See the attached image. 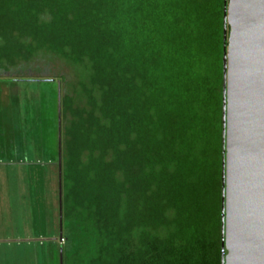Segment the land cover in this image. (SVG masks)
Returning a JSON list of instances; mask_svg holds the SVG:
<instances>
[{"label": "trees", "instance_id": "trees-1", "mask_svg": "<svg viewBox=\"0 0 264 264\" xmlns=\"http://www.w3.org/2000/svg\"><path fill=\"white\" fill-rule=\"evenodd\" d=\"M222 56L223 0H0L59 83L62 264H221Z\"/></svg>", "mask_w": 264, "mask_h": 264}, {"label": "rangeland", "instance_id": "rangeland-1", "mask_svg": "<svg viewBox=\"0 0 264 264\" xmlns=\"http://www.w3.org/2000/svg\"><path fill=\"white\" fill-rule=\"evenodd\" d=\"M59 94L53 69L0 61V264H60Z\"/></svg>", "mask_w": 264, "mask_h": 264}, {"label": "water", "instance_id": "water-1", "mask_svg": "<svg viewBox=\"0 0 264 264\" xmlns=\"http://www.w3.org/2000/svg\"><path fill=\"white\" fill-rule=\"evenodd\" d=\"M221 139V264H264V0H223Z\"/></svg>", "mask_w": 264, "mask_h": 264}, {"label": "crops", "instance_id": "crops-1", "mask_svg": "<svg viewBox=\"0 0 264 264\" xmlns=\"http://www.w3.org/2000/svg\"><path fill=\"white\" fill-rule=\"evenodd\" d=\"M4 168H1V166H0V170H3ZM7 170V169H6ZM0 243H2V241L0 240Z\"/></svg>", "mask_w": 264, "mask_h": 264}]
</instances>
